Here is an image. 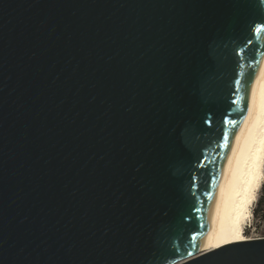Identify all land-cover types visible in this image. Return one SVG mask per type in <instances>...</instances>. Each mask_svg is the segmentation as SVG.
<instances>
[{
	"label": "water",
	"instance_id": "95a60500",
	"mask_svg": "<svg viewBox=\"0 0 264 264\" xmlns=\"http://www.w3.org/2000/svg\"><path fill=\"white\" fill-rule=\"evenodd\" d=\"M264 0H0V264H264L208 249L264 73Z\"/></svg>",
	"mask_w": 264,
	"mask_h": 264
},
{
	"label": "bare ground",
	"instance_id": "6f19581e",
	"mask_svg": "<svg viewBox=\"0 0 264 264\" xmlns=\"http://www.w3.org/2000/svg\"><path fill=\"white\" fill-rule=\"evenodd\" d=\"M264 178V73L252 109L244 123L238 152L208 249L246 240L244 225Z\"/></svg>",
	"mask_w": 264,
	"mask_h": 264
},
{
	"label": "rangeland",
	"instance_id": "374dc122",
	"mask_svg": "<svg viewBox=\"0 0 264 264\" xmlns=\"http://www.w3.org/2000/svg\"><path fill=\"white\" fill-rule=\"evenodd\" d=\"M263 182H264V178H263L261 186L257 192L256 201L253 203V205L251 207L252 208V216L244 225V227H245L244 233H245V237L247 239L264 237V216H262L261 213H259L258 215L253 214V209L256 206L258 199L262 196V194H264V190L262 189Z\"/></svg>",
	"mask_w": 264,
	"mask_h": 264
},
{
	"label": "trees",
	"instance_id": "16d2710c",
	"mask_svg": "<svg viewBox=\"0 0 264 264\" xmlns=\"http://www.w3.org/2000/svg\"><path fill=\"white\" fill-rule=\"evenodd\" d=\"M262 189L264 190V182L262 184ZM259 213L264 216V194L258 199L256 206L253 209V214L258 215Z\"/></svg>",
	"mask_w": 264,
	"mask_h": 264
},
{
	"label": "snow or ice",
	"instance_id": "6c2138e0",
	"mask_svg": "<svg viewBox=\"0 0 264 264\" xmlns=\"http://www.w3.org/2000/svg\"><path fill=\"white\" fill-rule=\"evenodd\" d=\"M262 27H264V25H262Z\"/></svg>",
	"mask_w": 264,
	"mask_h": 264
},
{
	"label": "built area",
	"instance_id": "2783aa9c",
	"mask_svg": "<svg viewBox=\"0 0 264 264\" xmlns=\"http://www.w3.org/2000/svg\"><path fill=\"white\" fill-rule=\"evenodd\" d=\"M258 238H261V237H258Z\"/></svg>",
	"mask_w": 264,
	"mask_h": 264
}]
</instances>
